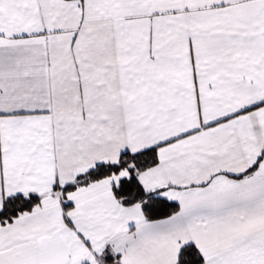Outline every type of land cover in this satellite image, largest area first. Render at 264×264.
I'll return each instance as SVG.
<instances>
[{
  "label": "snow or ice",
  "instance_id": "snow-or-ice-1",
  "mask_svg": "<svg viewBox=\"0 0 264 264\" xmlns=\"http://www.w3.org/2000/svg\"><path fill=\"white\" fill-rule=\"evenodd\" d=\"M0 264H264V0H0Z\"/></svg>",
  "mask_w": 264,
  "mask_h": 264
}]
</instances>
